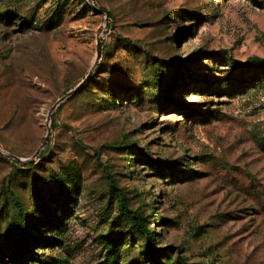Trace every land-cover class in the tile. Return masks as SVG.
Masks as SVG:
<instances>
[{
    "label": "rangeland",
    "instance_id": "1",
    "mask_svg": "<svg viewBox=\"0 0 264 264\" xmlns=\"http://www.w3.org/2000/svg\"><path fill=\"white\" fill-rule=\"evenodd\" d=\"M93 2L112 19L88 0H0L1 150L32 158L93 74L35 168L0 155V264H149L110 178L167 264H264V0ZM8 188L47 225L33 258Z\"/></svg>",
    "mask_w": 264,
    "mask_h": 264
},
{
    "label": "trees",
    "instance_id": "2",
    "mask_svg": "<svg viewBox=\"0 0 264 264\" xmlns=\"http://www.w3.org/2000/svg\"><path fill=\"white\" fill-rule=\"evenodd\" d=\"M110 19H112V15L108 12ZM103 47V45H102ZM262 70H263V75H264V65H262ZM93 74H91V76L89 77V79L86 81L89 82L90 80H92ZM85 83V84H86ZM54 126V124L52 123V127ZM124 149L126 150L127 154H136L137 153H143V151L138 148L136 146L135 143H130L129 145H125ZM16 155V154H15ZM19 156V155H17ZM20 157V156H19ZM38 157L40 159L43 158L42 155H38ZM147 157V162H149L151 165L156 166L157 164L153 161V159L151 158L150 155H146ZM14 165L19 164L18 162H12ZM21 165V164H20ZM24 167H28V168H35L37 166V163L35 162H30L27 165H22ZM170 167H168L169 169ZM164 171V169H159V172ZM174 177L175 176V172H169L168 173V177ZM56 178L58 179L57 181L60 183L59 184V190L60 193H63L67 190V186L65 185L63 178L61 176V174L56 175ZM110 183L112 185L113 188L118 190V196H117V200H118V213L119 216H121V219L125 218L127 220H129L130 222V228L132 231H134L136 234H140L141 237H143L144 239V249L146 251V255L147 258L152 257V260H150L149 264H154L155 261L159 260V258H164V261H161L160 264H167L168 262H170L171 257L169 254L164 253L163 251L157 253L156 252V239L155 236L156 234L154 233L153 229L148 227V216H145L144 213L142 211L139 210H133L130 208V197H127L126 193L122 190L119 189L116 185H115V180L110 178ZM5 193V198L10 200V204L12 205V207L15 209V217H16V222H17V227H16V231L18 232L19 235H17V239L20 241V249L22 253H26L25 255L23 254V260L27 257H34V252L32 251V247H33V242H32V234L36 229H38V227H47V225L45 223H43L44 221H37L36 217H38V214H36L35 216L31 217V213L33 212L32 208H30L29 210L26 209L25 207H23L21 205L20 202V198L19 196L13 192V189H7L4 191ZM46 206H47V200H43V211L44 214H46ZM50 210V208H49ZM51 213H53V209L50 210ZM53 216H55V214H52ZM51 221V219H50ZM54 223V222H53ZM51 223V224H53ZM12 224L8 225L7 230H9ZM21 234V235H20ZM46 238L44 237L43 241L44 243L46 242ZM3 250H0V260L3 261L4 255H3ZM22 260V261H23ZM177 260L180 262V264H187L186 263V258L184 257H179L177 258ZM159 263V262H158ZM204 264V263H201ZM208 264H213V260L212 262L208 263Z\"/></svg>",
    "mask_w": 264,
    "mask_h": 264
},
{
    "label": "water",
    "instance_id": "3",
    "mask_svg": "<svg viewBox=\"0 0 264 264\" xmlns=\"http://www.w3.org/2000/svg\"><path fill=\"white\" fill-rule=\"evenodd\" d=\"M88 2H89V4H90V6L94 9V10H96V11H98V12H100V13H102V14H104L105 15V17H106V21L108 22L109 21V19H110V17H109V14L106 12V11H104V10H101V9H99L98 7H96L95 6V4H94V2H93V0H88ZM100 43H101V41H100V37L98 38V43H97V48H98V53H99V51H100ZM91 76V72H89L88 73V75L85 77V79L75 88V89H73V90H71V91H69L67 94H65L63 97H61L54 105H53V107L51 108V110H50V112H49V114H48V117H47V120H48V132H47V135H46V137H45V140H44V142H43V144L41 145V147L34 153V155L32 156V158H26V159H23V158H21V157H19V156H17V155H15V154H11V153H7V152H5V151H3V150H1L0 149V155L1 156H4V157H6L7 159H12V160H15V161H20V162H30L33 158H36L38 155H39V153H40V151H41V149L43 148V146H44V144L47 142V140H48V138H49V136H50V121H51V115L53 114V112L60 106V104L61 103H63V102H65L68 98H70L71 96H73L79 89H80V87L89 79V77Z\"/></svg>",
    "mask_w": 264,
    "mask_h": 264
}]
</instances>
